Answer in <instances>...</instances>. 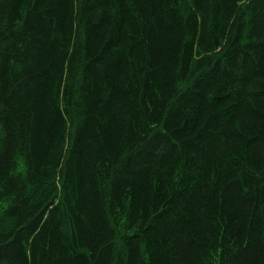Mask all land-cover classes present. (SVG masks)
I'll use <instances>...</instances> for the list:
<instances>
[{"label":"trees","instance_id":"16d2710c","mask_svg":"<svg viewBox=\"0 0 264 264\" xmlns=\"http://www.w3.org/2000/svg\"><path fill=\"white\" fill-rule=\"evenodd\" d=\"M0 264H264V0H0Z\"/></svg>","mask_w":264,"mask_h":264}]
</instances>
